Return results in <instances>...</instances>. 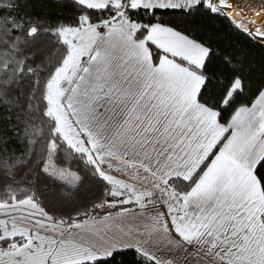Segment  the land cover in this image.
<instances>
[{"label": "crops", "instance_id": "crops-1", "mask_svg": "<svg viewBox=\"0 0 264 264\" xmlns=\"http://www.w3.org/2000/svg\"><path fill=\"white\" fill-rule=\"evenodd\" d=\"M204 1L218 11L210 5L214 0ZM121 3L122 0H110L109 4L118 11L108 21L92 22L87 18L78 27L62 26L58 31L69 46L68 57L71 45L67 34L79 31L78 40L94 45L90 56L103 44L101 54L96 56L110 62V68L101 72L108 74L110 87L96 91L92 107L88 100L82 102L85 98L80 92L78 101L65 98L67 121L80 135L79 128L92 132L93 141L87 137V141L94 142L92 147L84 138L78 140L82 153L103 172L113 174L114 180L130 184L146 180L157 190L165 188V194L174 196L162 194L160 203L182 207L169 211L167 217L166 210L156 207L155 202L145 207L130 204L135 209L110 216L114 219L110 228L119 235L142 238L119 251L133 249L156 264H264V195L255 174L264 158V90L253 105L237 112L231 126L222 124L218 111L198 101L205 78L192 67H202L208 50L159 24L149 27L145 39L137 38L141 24L128 21L129 26L126 21L116 20ZM182 3L136 0L132 7H177ZM192 3L196 1L185 5ZM245 3L254 9L264 0ZM261 13L256 19L255 13L241 14L237 23L245 27L233 24L264 47V11ZM148 43L170 57L163 56L155 64ZM76 48L79 56L83 45ZM89 125L92 129L85 127ZM225 136L189 193L178 194L169 186V180L174 178L190 180ZM110 185L112 189L119 188ZM152 213L158 214L156 221L150 217ZM37 219L29 214L19 220L0 214V242L24 240L11 249L0 246V264H86L109 258L117 251L100 246L98 236L85 229L61 232L59 225ZM103 230L106 233L101 238L110 240L108 228Z\"/></svg>", "mask_w": 264, "mask_h": 264}, {"label": "trees", "instance_id": "trees-1", "mask_svg": "<svg viewBox=\"0 0 264 264\" xmlns=\"http://www.w3.org/2000/svg\"><path fill=\"white\" fill-rule=\"evenodd\" d=\"M117 11L113 4L96 10L78 0H0V205L32 204L29 215L36 214L40 223L64 227L130 208L112 195L110 183L86 155L57 132L47 101L49 83L69 55L59 29L78 27L87 18L108 21ZM128 20L142 25L136 33L139 39L159 24L208 50L202 67H192L205 78L198 101L218 111L222 124L231 126L237 112L253 105L263 92L264 47L204 0L177 7H131ZM148 46L155 64L169 56L152 43ZM226 138L190 180L174 178L169 186L178 194L189 193ZM255 174L264 195V158ZM23 241L5 239L0 246L11 249ZM86 264L156 263L126 249Z\"/></svg>", "mask_w": 264, "mask_h": 264}, {"label": "rangeland", "instance_id": "rangeland-1", "mask_svg": "<svg viewBox=\"0 0 264 264\" xmlns=\"http://www.w3.org/2000/svg\"><path fill=\"white\" fill-rule=\"evenodd\" d=\"M81 3H84V5L89 6V7H96V8H105L109 5L110 0H79ZM231 2L233 5L234 10H238L237 12H240L241 14L247 15L251 13L252 9L247 7V4L245 3L246 0L237 1V0H224ZM222 2V3H221ZM217 4V0L210 2L211 6L213 8H216L219 12L229 16L228 18H231V22H234V18L231 16V12L227 10L226 8L223 7V0ZM143 7V6H142ZM144 7H146L144 5ZM256 11H260L258 13H255V19L259 17L261 12L264 11L262 10L261 6H257L254 8ZM253 9V10H254ZM241 10V11H239ZM254 10V11H255ZM243 12V13H242ZM254 13V12H252ZM121 14V15H120ZM120 14L118 15V18L116 19L118 23H121L122 21L128 22V15L124 13V11L120 10ZM250 15V14H249ZM254 19V22L256 23ZM254 23V24H255ZM233 24V23H232ZM235 25L245 27L242 24H238L237 22H234ZM233 24V25H234ZM88 25V21H87ZM128 25L130 26L129 22ZM133 28V27H132ZM176 31V30H175ZM178 32V31H176ZM80 32L75 31V34H67V37L69 38V43L71 45L70 47V56L65 60L64 64L56 71L54 77L52 78L51 82L49 83L48 90H47V101L49 104L48 108V114L52 116L56 122H57V132L62 136V138L67 142L68 145L72 146L76 150L82 152L81 147L79 146V139H85L86 141L89 140L93 141V136L92 132L89 134V132H85L82 128L79 130L82 132L83 135H80L76 131V127L74 124L70 123V120L68 119L67 121V116H68V108L65 103V98L68 96L72 101H78V96L79 92L83 94L84 102L85 100H88L90 106H93V97H95L96 91L100 93L103 89V87L109 88V81H108V74L106 73H101L104 71H107L110 65V62L107 61L104 56H96L100 55L101 50H103V44L100 46V48L94 52L93 56L91 55V52H93L94 45L91 41H87L85 44L84 42L78 40V37ZM263 35H264V30H263ZM72 40V41H70ZM253 40V39H252ZM76 41V42H75ZM255 41V40H253ZM74 42V43H73ZM256 42V41H255ZM257 43V42H256ZM198 46V43H196ZM77 45H83V52L79 53V56L77 54L78 50L76 48ZM261 45V44H260ZM203 48V47H202ZM176 49V48H175ZM99 57L101 59L99 60ZM90 59V61H89ZM104 59V60H103ZM89 61V62H88ZM75 84V85H74ZM236 89H238V85L236 86ZM109 92V89L107 90ZM69 94V95H67ZM103 102V101H102ZM79 106V103L76 104L74 107L77 108ZM92 111L91 110H87ZM74 117L76 123H78V117L77 115V110H74ZM85 121L91 122L92 118H86ZM93 126V125H92ZM88 129H92V127L85 126ZM94 127V126H93ZM84 136V137H82ZM90 147L93 146L94 142H89L87 141ZM90 160V158H87ZM92 161V160H90ZM93 162V161H92ZM94 164V163H93ZM96 166V164H94ZM97 167V166H96ZM99 173L104 177L108 182L112 183L113 185L115 184L119 188H113L112 189V195L116 197H124V203L125 204H135L136 207H145L147 204L155 202V206L159 209L164 208L167 212V217L170 215L169 211H173L174 208L177 210H182L181 205L177 206H169L165 205L163 206L160 203L161 195L164 194L166 197H173L174 195H167L165 194V188L159 190L155 189L152 186L151 182H148L146 180H141L139 184H130L125 181L120 182L117 180H114L115 176L113 174H110L108 172H103V170L98 166L97 167ZM114 187V186H113ZM160 203V204H159ZM158 204V205H157ZM23 208H26L28 211L33 210V205L32 204H25L22 205ZM19 204L17 203H12L10 205H0V214H6L9 216H12L13 218L16 217L18 220L23 218L24 215L29 214L28 212H22L21 208L19 207ZM22 208V209H23ZM129 209H135L134 205H131ZM156 209V208H155ZM156 211V210H155ZM135 212V211H133ZM157 212V211H156ZM33 213V212H32ZM32 216H35L36 214H31ZM30 216V215H29ZM150 217H154L155 221L157 220L156 218L158 217V214L155 213L150 215ZM160 217V216H159ZM39 218V217H38ZM112 222V223H111ZM114 219L112 217L107 216L101 220H89V221H84L82 223H77L72 226L68 227H62L60 228L61 232H67L69 230H78L79 228L85 229V231H89L91 234H94L98 236V243L100 246H106L109 249H114L119 251V249H124L126 247H129L131 243H139L142 241L141 236H136L133 238L130 236H121L119 235L118 231L116 229L110 228L111 225L113 224ZM170 223H173L174 220H170ZM162 223V222H161ZM164 223V221H163ZM170 227V225H168ZM50 228L57 229V226H52ZM104 228H108L109 232V238L110 240H105L102 239L101 236L104 232ZM110 228V229H109ZM112 229V230H111ZM115 231V232H114ZM117 231V232H116ZM123 247V248H122Z\"/></svg>", "mask_w": 264, "mask_h": 264}, {"label": "built area", "instance_id": "built-area-1", "mask_svg": "<svg viewBox=\"0 0 264 264\" xmlns=\"http://www.w3.org/2000/svg\"><path fill=\"white\" fill-rule=\"evenodd\" d=\"M135 1L136 0H122V3H121V5H120V10H122V11H124V13L126 14V15H128V11H129V9L132 7V5L135 3ZM180 1H182L184 4H188V3H190V2H193V1H196L197 2V0H180ZM199 1V0H198ZM222 0H217V4L219 5V3L221 2ZM229 17V16H228ZM230 19V21H232L231 20V18H229ZM233 23V22H232Z\"/></svg>", "mask_w": 264, "mask_h": 264}, {"label": "bare ground", "instance_id": "bare-ground-1", "mask_svg": "<svg viewBox=\"0 0 264 264\" xmlns=\"http://www.w3.org/2000/svg\"><path fill=\"white\" fill-rule=\"evenodd\" d=\"M257 1V0H256ZM224 2V1H223ZM222 3V2H221ZM254 3H256L255 1H254ZM254 3H253V5H254ZM256 5V4H255ZM254 5V6H255ZM264 6V4L263 5H261V8ZM223 7L224 8H226L227 10H229L230 12H231V16L235 19L234 20V22H238V20H239V17H240V15H241V13L240 12H237L236 10H234L233 9V6H232V4L230 3V2H227V1H225L224 3H223ZM251 7V6H250ZM254 8V7H253ZM251 10V9H250ZM255 10V9H254ZM253 9H252V11L251 12H254V13H257V12H259V11H254ZM239 11H241V10H239ZM243 13V12H242Z\"/></svg>", "mask_w": 264, "mask_h": 264}, {"label": "water", "instance_id": "water-1", "mask_svg": "<svg viewBox=\"0 0 264 264\" xmlns=\"http://www.w3.org/2000/svg\"><path fill=\"white\" fill-rule=\"evenodd\" d=\"M252 39V38H251ZM260 45V44H259ZM261 46V45H260Z\"/></svg>", "mask_w": 264, "mask_h": 264}]
</instances>
